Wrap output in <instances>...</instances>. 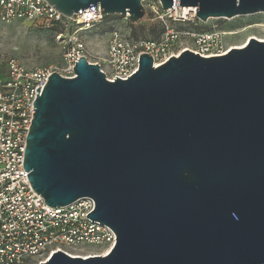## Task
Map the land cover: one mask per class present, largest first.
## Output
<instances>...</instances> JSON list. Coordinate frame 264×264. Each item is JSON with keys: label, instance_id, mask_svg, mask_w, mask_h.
Masks as SVG:
<instances>
[{"label": "water", "instance_id": "obj_1", "mask_svg": "<svg viewBox=\"0 0 264 264\" xmlns=\"http://www.w3.org/2000/svg\"><path fill=\"white\" fill-rule=\"evenodd\" d=\"M137 22L145 0H47ZM197 17L264 12V0H159ZM109 81L80 57L34 102L24 169L51 207L91 197L116 233L106 256L41 264H264V41L204 57L189 49Z\"/></svg>", "mask_w": 264, "mask_h": 264}, {"label": "built area", "instance_id": "obj_2", "mask_svg": "<svg viewBox=\"0 0 264 264\" xmlns=\"http://www.w3.org/2000/svg\"><path fill=\"white\" fill-rule=\"evenodd\" d=\"M9 5L13 17H7ZM152 10L156 14L163 10L159 0ZM196 10L177 5L164 9L173 20L184 22H194L198 18ZM103 17L101 8L96 10L95 6L74 17L58 11L47 0H0V21L27 20L52 29L66 47L62 65L56 70L30 69L14 56L0 62V264H41L58 251L82 258L106 256L116 244V233L109 225L87 217L95 209L93 198L82 197L66 206L51 207L33 189L24 169L37 88L41 86L42 91L53 72L74 77L76 62L85 56L88 62L99 65L109 81H114L132 76L139 69L143 53L151 55L157 67L186 49L204 57L223 55L231 49L223 42V31L169 32L158 42L135 38L115 28L108 49L92 60L79 33ZM180 35L191 45L172 46L173 39Z\"/></svg>", "mask_w": 264, "mask_h": 264}, {"label": "rangeland", "instance_id": "obj_3", "mask_svg": "<svg viewBox=\"0 0 264 264\" xmlns=\"http://www.w3.org/2000/svg\"><path fill=\"white\" fill-rule=\"evenodd\" d=\"M145 15L137 22H132L126 17L119 15H104L102 20L96 22L87 30L80 31V37L86 43L90 58L102 55L109 46L111 31L119 28L130 33L135 38H146L161 42L169 32H178L195 29L207 32H221L241 29L256 23H264V13L239 15L233 18L211 17L207 21L197 18L194 22L173 20L168 13L159 10L156 14L152 6L158 5V0L143 1ZM0 33L7 42L17 44L18 47L11 55H0V62L14 56L30 69L50 68L54 70L61 67L65 52L64 41L59 40L56 32L52 29L39 27L27 20L0 21ZM171 35V33H170ZM264 38V29L260 27L248 28L233 35H223V42L228 46L241 45L250 36ZM191 45L187 38L179 36L173 39L172 46L181 47Z\"/></svg>", "mask_w": 264, "mask_h": 264}, {"label": "clouds", "instance_id": "obj_4", "mask_svg": "<svg viewBox=\"0 0 264 264\" xmlns=\"http://www.w3.org/2000/svg\"><path fill=\"white\" fill-rule=\"evenodd\" d=\"M7 17H13L14 12L11 10V6H8ZM18 47L17 44L7 42L3 39V33H0V55L8 56Z\"/></svg>", "mask_w": 264, "mask_h": 264}, {"label": "bare ground", "instance_id": "obj_5", "mask_svg": "<svg viewBox=\"0 0 264 264\" xmlns=\"http://www.w3.org/2000/svg\"><path fill=\"white\" fill-rule=\"evenodd\" d=\"M183 7V6H182ZM189 7V6H188ZM188 7L186 6L185 7V10H188ZM194 6H192V9H196L195 7L193 8ZM182 9V8H181ZM191 10V9H190ZM197 11V10H196ZM264 13V12H263ZM252 27H260V28H262V29H264V23H256V24H253V25H249V26H245V27H243V28H241V29H237V30H229V31H223V33L225 34V35H233V34H237V33H239V32H241V31H245V30H247L248 28H252ZM251 37H255V38H257L258 40H261V41H264V38L263 37H258V36H250L249 37V39L251 38ZM249 39L247 40V41H245L243 44H241V45H236V46H230V48H234V47H237V48H241V47H244L246 44H247V42L249 41Z\"/></svg>", "mask_w": 264, "mask_h": 264}]
</instances>
